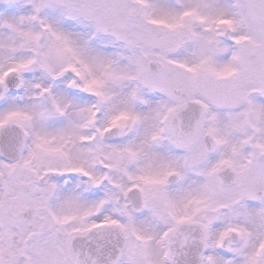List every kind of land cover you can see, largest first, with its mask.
<instances>
[{
    "label": "snow or ice",
    "instance_id": "snow-or-ice-1",
    "mask_svg": "<svg viewBox=\"0 0 264 264\" xmlns=\"http://www.w3.org/2000/svg\"><path fill=\"white\" fill-rule=\"evenodd\" d=\"M0 264H264V0H0Z\"/></svg>",
    "mask_w": 264,
    "mask_h": 264
}]
</instances>
